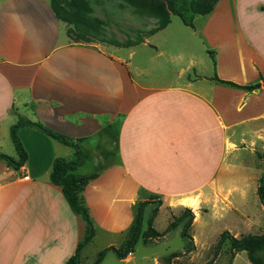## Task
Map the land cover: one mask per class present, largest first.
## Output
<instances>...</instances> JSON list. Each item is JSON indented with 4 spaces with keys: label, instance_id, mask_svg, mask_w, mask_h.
Here are the masks:
<instances>
[{
    "label": "crops",
    "instance_id": "crops-1",
    "mask_svg": "<svg viewBox=\"0 0 264 264\" xmlns=\"http://www.w3.org/2000/svg\"><path fill=\"white\" fill-rule=\"evenodd\" d=\"M228 4L232 28L230 37L216 40L222 45L216 76L242 86L263 83L264 0ZM216 23L210 20L203 35L213 38L211 27L222 26ZM212 34L221 38L220 30ZM133 54L126 60L69 43L47 0H0V146L23 116L79 142L97 155L94 165L105 168L80 194L94 229L80 264L98 236L113 241L94 264L108 248L123 250L144 203V230L156 209L152 227L161 236H143L142 245L167 241L188 220L170 227L190 210L191 239L182 238L188 248L184 241L169 247L181 256L168 261L166 251L139 259L137 243L126 258L110 251L100 264H195L216 251L225 232L238 239L264 235V168L250 167L242 153L264 163V85L247 92L202 74L184 85L140 83ZM18 136L28 156L24 166L0 162V264H67L86 224L50 177L55 160H75L76 149L29 127ZM11 158L20 159L18 153ZM221 248L214 264H253L247 251L232 254L229 242Z\"/></svg>",
    "mask_w": 264,
    "mask_h": 264
},
{
    "label": "rangeland",
    "instance_id": "rangeland-1",
    "mask_svg": "<svg viewBox=\"0 0 264 264\" xmlns=\"http://www.w3.org/2000/svg\"><path fill=\"white\" fill-rule=\"evenodd\" d=\"M47 1L58 10L63 23L65 37L69 43L108 49L109 52L115 53L126 60L129 59L130 53L134 52L130 61H132L131 69L135 79L140 83H152L160 86L184 85L191 79L195 80L200 74L208 75L210 78L215 77L217 74L216 62L213 61L209 51L215 54L221 51L222 45L216 40L220 41L230 37L227 34H231L232 28L229 24L228 0H219V4L217 3L218 5H216L217 10L210 15H204L203 12L215 0ZM158 6H161L159 10H157ZM198 6H202L200 8L201 13L193 11ZM163 8L169 11L174 8L182 14L192 27L186 25L181 17L170 15V25L159 32V27L163 24L166 17L162 12ZM210 20L218 22L215 25H222L219 28L211 27V36L213 38L203 35L204 27ZM216 30L221 31L222 36L220 35L221 38L219 39L212 34ZM216 44L221 45L220 48L215 46ZM142 73L143 75L139 76ZM204 82L210 83L209 81ZM251 125L253 127L255 124ZM0 147V151L5 155L15 157L17 154L10 136L2 141ZM86 151L88 153V150ZM242 153L243 158L247 162L249 161L250 167L256 168L260 164L261 168H264L263 161L259 160L256 155H251L250 151ZM96 156L91 154L90 158L85 160L76 173L81 176H86V174L100 175L105 168L102 169L94 165ZM150 213L151 211L147 217L150 216ZM165 218L161 219V222ZM184 226L179 227L176 233L167 241H161L160 245L155 244L144 247L141 238L136 247L138 248L137 257L140 259L144 252L160 255L165 251V261L174 259L173 255L176 257L181 256L180 251L169 254L171 250L168 249L169 247H181L182 241L188 248L189 245L186 239L182 240L184 238ZM179 230L182 235L177 237ZM110 241H113V239L98 236L94 243L88 245L85 249L84 256L86 259H84L83 264H94L97 253ZM221 249L217 247L212 255L210 251L204 252L206 254L205 259L208 255L211 256V262L206 264H214L213 261ZM205 259L198 257L195 264H203ZM217 264H225V261L221 260Z\"/></svg>",
    "mask_w": 264,
    "mask_h": 264
},
{
    "label": "trees",
    "instance_id": "trees-1",
    "mask_svg": "<svg viewBox=\"0 0 264 264\" xmlns=\"http://www.w3.org/2000/svg\"><path fill=\"white\" fill-rule=\"evenodd\" d=\"M218 2H219V0H215L209 7H207L206 10L203 12L204 15H210L215 10V7H216ZM50 5L52 6L56 16L61 20L59 13H58V10L54 7L53 4L50 3ZM201 7L202 6H198V7L194 8L193 11H195L197 13H201V10H200ZM154 8H156V7H154ZM160 8H161V6H158L157 10H159ZM162 12L166 17H165L163 24L159 27V31L166 29L170 25V23H171L170 15H177V16L181 17L184 20V22L186 23V25L192 27L191 24L188 23L186 21V19L182 16V14L180 12H178L177 10H175L174 8L170 9V11L163 8ZM209 54L211 55L213 61L216 62L215 61V53L209 51ZM213 80L220 85L232 87L235 89L244 90L247 92H253L255 90L261 89V87L264 85V82L263 83L259 82L256 84L242 86V85L235 84L233 82L221 80L217 76L213 77ZM25 127L35 129V130H37V131H39V132H41V133H43V134H45L51 138L57 140L58 142H60L64 145H67V146H70V147L76 149V154H77L76 160L67 161V160L62 159V158L55 160L50 178H51L52 183L63 188L64 195H65L70 207L72 208V210L75 213H77L79 216L82 217V219L84 220V222L86 224V234H85L84 240L79 245L75 256H73L70 259V261L67 263V264H80L81 251H82L83 247L91 241V239L93 238V233H94L93 223H92L89 211L87 210L83 201L81 200L80 194L83 191V189L85 187H87L88 184L92 180L99 177V174H92L90 176H81V175H78L76 172H77V169L81 165L84 164L85 160L87 158L88 159L90 158L91 154L89 151H88V153H86L87 151L80 145L79 142H76V141H74V140H72V139H70V138H68V137H66L60 133L52 131L51 129H49V128H47V127H45L39 123L33 122V121L23 117V116H20V119L17 122V124L12 126V128H11V139H12V142H13L16 150H17V153H18L20 159H19V161H15L13 158H11L8 155L0 154V162L4 161L9 166H12L16 169H20L21 167L24 166V164L26 163V161L28 159V156H27V153H26V151L22 145V142H21L19 136H18V130L21 128H25ZM108 129L109 128H107L105 131L108 132L109 131ZM259 196H260L261 201L264 205V175H263L261 186L259 187ZM147 204L148 203L141 204L137 208L135 223L129 231V239H128L124 249L118 250L114 247H111V248L104 250L99 255L98 260L96 261L95 264H100L103 261V259L105 258V256L107 255V253L110 251H114V253L120 259L126 258L128 255H130L132 252H134L138 241L143 236L144 237L149 236V235L152 237H160L161 236V234L156 232L152 227V222H153V220L156 216V213H157L156 209L153 210V213L150 217L148 230L145 231L143 228L144 207ZM154 204L157 205L159 203L157 201V202H154ZM193 218H194L193 213L190 210H187L184 213V215L181 218H179L170 227V230L175 228L178 224L183 222L185 219H188V222L184 226L183 236L185 238L191 239V237L188 234V230L191 227ZM226 241L230 242V244H231L232 254H235L236 252H240V251H247L249 258H250V261L253 264H264V235H248V236H244V237L238 239V238L233 237L229 232H225L222 234L221 239L219 241V244H218L219 249L221 248L222 244ZM173 256L176 257L175 255H173Z\"/></svg>",
    "mask_w": 264,
    "mask_h": 264
},
{
    "label": "built area",
    "instance_id": "built-area-1",
    "mask_svg": "<svg viewBox=\"0 0 264 264\" xmlns=\"http://www.w3.org/2000/svg\"><path fill=\"white\" fill-rule=\"evenodd\" d=\"M26 179H29V177H26Z\"/></svg>",
    "mask_w": 264,
    "mask_h": 264
}]
</instances>
